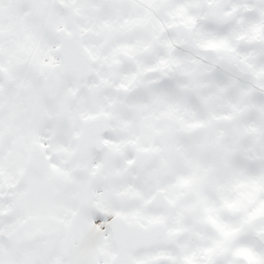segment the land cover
Listing matches in <instances>:
<instances>
[{
  "label": "snow or ice",
  "instance_id": "6c2138e0",
  "mask_svg": "<svg viewBox=\"0 0 264 264\" xmlns=\"http://www.w3.org/2000/svg\"><path fill=\"white\" fill-rule=\"evenodd\" d=\"M0 264H264V0H0Z\"/></svg>",
  "mask_w": 264,
  "mask_h": 264
}]
</instances>
